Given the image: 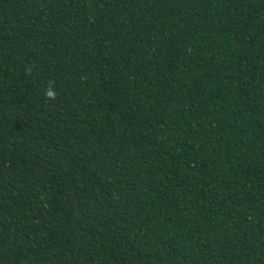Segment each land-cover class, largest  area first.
Returning a JSON list of instances; mask_svg holds the SVG:
<instances>
[{
    "label": "trees",
    "instance_id": "trees-1",
    "mask_svg": "<svg viewBox=\"0 0 264 264\" xmlns=\"http://www.w3.org/2000/svg\"><path fill=\"white\" fill-rule=\"evenodd\" d=\"M0 264H264V0H0Z\"/></svg>",
    "mask_w": 264,
    "mask_h": 264
},
{
    "label": "clouds",
    "instance_id": "clouds-1",
    "mask_svg": "<svg viewBox=\"0 0 264 264\" xmlns=\"http://www.w3.org/2000/svg\"><path fill=\"white\" fill-rule=\"evenodd\" d=\"M52 95V93H49V96H51Z\"/></svg>",
    "mask_w": 264,
    "mask_h": 264
}]
</instances>
